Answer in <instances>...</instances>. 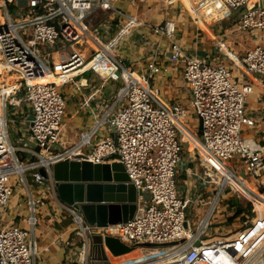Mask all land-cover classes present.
Wrapping results in <instances>:
<instances>
[{
    "label": "built area",
    "instance_id": "2783aa9c",
    "mask_svg": "<svg viewBox=\"0 0 264 264\" xmlns=\"http://www.w3.org/2000/svg\"><path fill=\"white\" fill-rule=\"evenodd\" d=\"M218 1L232 13L243 11L250 0ZM0 10L4 18L0 22V52L12 67L11 72L19 70L24 75L11 93L0 89V156H11L14 165L0 172V210L12 200V176H19V183L31 191L23 197L27 227L10 224L0 229V264H38L35 231L47 206L51 215L72 219L73 232L82 243L76 256H67L56 264H90L92 234L116 237L130 247L170 245L155 248L142 260L121 264H264V212L257 210V202L264 205V110L259 113L248 109L249 99L255 94L251 82L236 76L233 68L218 60L208 62L186 52L177 39L176 23L166 21L155 26L153 33L170 42L169 64L180 67L183 84L189 91L184 102L166 103L151 81L152 76H166L170 68L157 61L162 53L159 45L151 53L154 59L148 65L149 74L125 64L105 46L104 43L115 47L118 44L113 35L118 27L115 20L127 18L130 26L137 23L136 18L116 8L114 0H0ZM98 12L110 16L94 23ZM236 28L244 33L264 34V10L248 11ZM139 41L146 44L147 37L140 36ZM224 46L219 44L220 49ZM241 64L247 74L264 79V46L246 50ZM99 67L109 69L106 78ZM88 72L118 86L117 105L121 106L116 111L109 108L104 118L80 133L76 144L66 147L60 137L67 114L61 89ZM48 74H55L59 82H30ZM24 104L31 106V113L26 112L28 118L14 117L13 110ZM187 110L194 111L202 121L201 138L196 135L198 130L188 129L183 123ZM103 128L111 134L114 130L118 147L112 135L94 141ZM182 128L199 143L194 157L192 152L189 154L203 171L200 185L186 188L183 199L177 191L176 177L189 143L183 141ZM247 132L252 137H247ZM30 144H35L36 149ZM114 155L119 156L117 161L123 164L130 182L142 193L138 212L125 224L91 227L81 213L59 200L52 165L65 159L105 163ZM41 169H45L47 178ZM28 173L36 187L34 191ZM207 192L211 195L204 202ZM192 193H196L194 199ZM229 194L251 204L235 218L240 228L233 232L237 235L233 240L226 239L229 234L212 231L217 207L228 204ZM203 205L206 213L199 221L196 219L193 227L189 216L201 214ZM106 251L110 258L112 253L107 248Z\"/></svg>",
    "mask_w": 264,
    "mask_h": 264
},
{
    "label": "crops",
    "instance_id": "0c3cea01",
    "mask_svg": "<svg viewBox=\"0 0 264 264\" xmlns=\"http://www.w3.org/2000/svg\"><path fill=\"white\" fill-rule=\"evenodd\" d=\"M114 6L125 12L128 17L137 20L132 26L129 25L127 18H121L120 22L115 20L118 27L114 29L113 35L118 44L115 47L110 43H104L109 51L124 59L125 64H131L141 73L149 74L148 65L154 59L151 53L159 45L162 53L157 61L169 67L170 42L156 36L153 28L166 21H173L176 23L179 43L184 50L188 48L186 52L193 55H196L194 52H203L206 55L201 59L208 62L218 60L233 68L236 76L242 75L245 81L251 82L255 87V94L248 102L249 111L261 113L264 110V79L247 74L241 64V57L246 50L258 45L264 46V34L259 31L244 33L236 28L242 11L229 13L218 0L216 2L213 0H114ZM108 16L110 14L104 12L103 19ZM140 36L147 37L146 44H141ZM219 44H224V48L220 49ZM99 71L103 77H107V68L100 70L99 67ZM103 77L101 79L95 73L88 72L75 79L71 85L61 89L67 100V114L60 137L62 142L67 144L66 147L76 144L80 133L90 129L100 118H104L109 108L116 111L121 106L117 105L118 86L105 83ZM151 81L160 90L159 97L163 102H184L189 96L179 66H170L166 76H152ZM0 84L4 87H14L15 81L4 74L0 76ZM109 132L108 128L101 129L94 141H100L107 135L113 136ZM3 156L12 160L7 154L0 158ZM188 161L186 166L180 165L179 173L186 176V188L191 189L195 186L193 182L195 168L192 170L190 167L192 162ZM11 168L5 169L2 164L0 165V170ZM189 168L191 171L188 170ZM22 192L27 197L31 191L26 189V193L24 190ZM20 205L25 204L19 203L18 208L12 213H8L6 217L0 216L1 227L10 224L27 227L26 209L20 211ZM49 209L50 207L47 206L43 211L35 231L39 241L38 264H56L67 256H76L82 245L80 236L73 232L75 225L72 219L69 216L60 217V214L56 213L51 215ZM223 221L218 217L213 221V226H218Z\"/></svg>",
    "mask_w": 264,
    "mask_h": 264
},
{
    "label": "water",
    "instance_id": "95a60500",
    "mask_svg": "<svg viewBox=\"0 0 264 264\" xmlns=\"http://www.w3.org/2000/svg\"><path fill=\"white\" fill-rule=\"evenodd\" d=\"M264 10V2L250 0L247 8L242 11ZM204 57L203 52H194ZM31 115L29 120L32 121ZM115 146L118 147L117 136L112 129ZM199 135H202V121H199ZM118 155L109 158L105 163H93L88 160L65 159L52 165V178L59 200L69 207H73L83 216L91 227L107 228L131 221L138 212L139 196L141 192L130 182V178L123 166L117 160ZM193 168V164H190ZM40 173L48 177L45 169ZM244 178V175H241ZM187 228V224L185 225ZM90 264H111L106 248L114 257L132 252L136 247L124 244L120 239L112 236L103 237L92 234ZM168 245L144 244L138 247L163 248Z\"/></svg>",
    "mask_w": 264,
    "mask_h": 264
},
{
    "label": "rangeland",
    "instance_id": "374dc122",
    "mask_svg": "<svg viewBox=\"0 0 264 264\" xmlns=\"http://www.w3.org/2000/svg\"><path fill=\"white\" fill-rule=\"evenodd\" d=\"M11 13L12 14L14 13L13 10H11ZM237 13H241V10L240 11H237ZM103 15H104L103 12H98L96 14V18L94 19V23H98L103 18ZM234 16H235V14H234ZM234 16L232 18H234ZM240 17H241V15H240ZM185 51H188V48H186ZM257 77H261V76H257ZM8 78L11 79V80H13V81H15V83H17L21 79V77L19 75H14V74H8ZM22 94L25 95V91ZM66 102H67V100H66ZM26 112L29 113V114L31 113V106L29 104H24L22 108L13 110V116L16 117V115H17L19 118L20 117H27L28 118V116H26ZM91 118L93 119L92 116H91ZM183 123L185 124V126L188 129H191V130H194V131L198 130V127H199V119L197 118L196 114L192 110H187V117L183 121ZM22 131H23V129H22ZM24 131L27 132L26 130H24ZM109 133L111 134V132H109ZM250 133L251 132H247V134H246L247 137H252V134H250ZM196 135L199 138H201V135H199L198 131L196 132ZM12 139H13V142L15 143L14 137H12ZM65 145L67 146V144H65ZM28 146L30 148L36 149V145L35 144H30ZM192 154H193V157H194V153H192ZM17 155H19V153ZM193 157L191 155L189 156L188 145H187L186 148H185L184 153L182 154L181 164L186 166V163H187L188 160H192L193 161L194 168H195V174H196V176L193 178V182L195 183V186L197 187V186L200 185L199 184V180H200V177L203 176V171L197 165L198 162L197 161H194ZM1 164H2V166L5 169L13 167L12 160H10V158L9 157H6V156H3V157L0 158V165ZM27 177H28V181H29L30 186H31V190L34 191V189L36 187L33 185L29 173L27 174ZM185 179H186V176L184 174L178 173V175L176 177V180H177V191L179 193L180 198H182V199L184 198V192H185V189H186ZM19 180H20V177L19 176H16L15 175V176H12L11 177L10 185H11L12 192H13L12 193V200H11V204L9 206H7L4 209L0 210V216H2V217L3 216L6 217L7 214L10 213V212L12 213L16 208H18L19 203L20 204L21 203L24 204L23 203V197L25 198V194H23L22 191L24 190L25 193H26V187H24L21 183H19ZM210 195L211 194L209 192H207V194H205V196H203L204 202H207L208 201V198L210 197ZM191 197L194 199L196 197V193H192L191 194ZM226 198L227 199H231V198L236 199L237 198L238 201H239V203L243 206L244 210H247L248 201H246L243 197L231 196L229 194V195H227ZM20 206H21V208H19L20 211H24L26 209V206L25 205H20ZM227 206H228V204L226 202V203H221L217 207V211H216L217 214L215 216V219H217L218 217H220V218H222L225 221L224 224H222V225L220 224L218 226L213 227L212 231L214 230L216 232V234H218V235L231 234L235 230H238L240 228V224L236 220L237 218L234 219L232 221V223L230 224L229 221L234 216L236 209H232L231 210L230 206L227 209ZM200 208H201V214H199L198 216H196L195 214H191L189 216V219L192 221L193 227H195L197 225V222L206 213V207H205V205L201 206ZM188 212H189V210H188ZM39 219H41V215L39 216ZM1 228L2 227L0 226V229ZM139 249H145V248L144 247H141ZM133 257H135V256H133Z\"/></svg>",
    "mask_w": 264,
    "mask_h": 264
},
{
    "label": "bare ground",
    "instance_id": "6f19581e",
    "mask_svg": "<svg viewBox=\"0 0 264 264\" xmlns=\"http://www.w3.org/2000/svg\"><path fill=\"white\" fill-rule=\"evenodd\" d=\"M262 2H264V0H261ZM0 22H4V18L2 16V12L0 10ZM103 68H106V67H103ZM11 69L12 67L11 66H8L5 61H4V58H3V55L1 54L0 52V76H3L5 74V76H7L8 74H14V75H19L21 77V79L24 78V75L19 71V70H16V72H11ZM109 70V69H108ZM5 79V78H4ZM30 82L32 84H52V83H58L59 80L57 79V77L55 76V74H48L46 76H42V77H38V78H35L34 80H30ZM17 83H15L13 86H16ZM0 89L3 90V92H8V93H11L12 90H13V87L10 86V87H7V86H3L0 84ZM182 130L184 131L185 133V137L183 139L184 142H188V150L189 151H193L195 153V149L198 148L199 146V143L198 141L192 137L188 131L186 129H183ZM48 158V157H47ZM1 171H5V170H0ZM244 194L248 197V198H252L251 196H249V194L245 191ZM260 206H257V210L260 211V212H264V205L263 204H260L259 202H257ZM230 236L227 237L226 239H229V240H233L237 237L236 234H229ZM217 240V239H215ZM215 242V241H214ZM261 244V243H260ZM256 244H254L253 246H255ZM170 245H168L167 247H169ZM252 245L250 246V248L253 247ZM140 247H136L132 252L128 253V254H125V255H122V256H118V257H114L112 255H110V261H111V264H121L123 262H127L129 260H142L143 256L144 257H147L149 255V252H152L154 253V251H156L157 249H154V250H151L148 252V250H145V249H139ZM163 248H166V247H163ZM253 249V248H252ZM251 249V250H252ZM135 256V257H133ZM216 262H220L218 260H216ZM222 262V261H221ZM157 262H152V263H148V264H156ZM256 261L253 263L251 262L250 264H255ZM203 264V263H201ZM222 264V263H221ZM231 264H233L231 262Z\"/></svg>",
    "mask_w": 264,
    "mask_h": 264
},
{
    "label": "trees",
    "instance_id": "16d2710c",
    "mask_svg": "<svg viewBox=\"0 0 264 264\" xmlns=\"http://www.w3.org/2000/svg\"><path fill=\"white\" fill-rule=\"evenodd\" d=\"M228 205L230 206L231 210L232 209H236L235 210V214L234 216L230 219V224L232 223V221L237 218L239 215H241L242 213H244V208L243 206L239 203L238 199H233L231 198L229 201H228ZM251 208V204L248 203L247 205V209H250Z\"/></svg>",
    "mask_w": 264,
    "mask_h": 264
}]
</instances>
